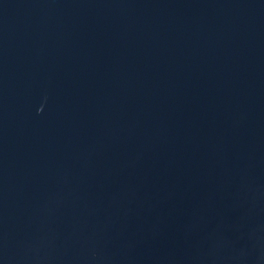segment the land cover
I'll list each match as a JSON object with an SVG mask.
<instances>
[{"label": "water", "instance_id": "95a60500", "mask_svg": "<svg viewBox=\"0 0 264 264\" xmlns=\"http://www.w3.org/2000/svg\"><path fill=\"white\" fill-rule=\"evenodd\" d=\"M0 264H264V0H0Z\"/></svg>", "mask_w": 264, "mask_h": 264}]
</instances>
